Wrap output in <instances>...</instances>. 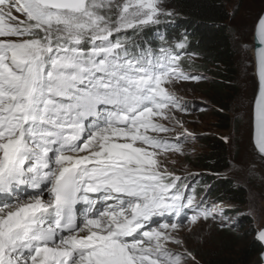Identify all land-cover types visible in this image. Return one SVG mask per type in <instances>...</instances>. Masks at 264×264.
Instances as JSON below:
<instances>
[{
	"label": "snow or ice",
	"instance_id": "obj_1",
	"mask_svg": "<svg viewBox=\"0 0 264 264\" xmlns=\"http://www.w3.org/2000/svg\"><path fill=\"white\" fill-rule=\"evenodd\" d=\"M178 16L166 0H0V264H199L194 226L235 223L173 158L197 139L178 89L203 79L187 29L160 31ZM251 32L234 39L264 162V13Z\"/></svg>",
	"mask_w": 264,
	"mask_h": 264
},
{
	"label": "rangeland",
	"instance_id": "obj_2",
	"mask_svg": "<svg viewBox=\"0 0 264 264\" xmlns=\"http://www.w3.org/2000/svg\"><path fill=\"white\" fill-rule=\"evenodd\" d=\"M230 18L231 40L235 49L237 65L238 89L234 95L232 109L229 111L230 123L226 129H218L215 126L216 119L211 113V105L207 96L198 90V85L185 82L178 92L185 99L194 101L198 109L187 115V128L196 134L197 139L190 141L186 147V157H173L178 159V168H187L192 173H202L196 177L193 185L200 187V195H205L210 202L226 206L225 214L235 218V223L226 222L221 228L217 222L209 220L207 223H198L194 226L193 234L187 238V247L193 252L199 264H205V259L214 253H221L230 258H237L241 252L251 243H255L254 235L258 229L264 226V162L258 158L257 152L250 143L251 107L256 90V82L253 75V63L251 53L248 61L243 59L238 42L234 34H242L248 41L252 40V25L255 19L264 9V0L233 1L227 4ZM192 71V70H190ZM193 72H198L194 71ZM202 90V89H201ZM215 135L229 137L226 143L229 166L223 177L233 181L235 186L241 187L245 192V202L236 204L230 201H218V198L210 191V184L203 182L204 171L196 164L199 156L205 153V147L201 141L203 135ZM255 165V168L251 166ZM232 206L236 210H228ZM251 209V212L249 210ZM240 213V215H238ZM257 256H254L248 264H258Z\"/></svg>",
	"mask_w": 264,
	"mask_h": 264
},
{
	"label": "trees",
	"instance_id": "obj_3",
	"mask_svg": "<svg viewBox=\"0 0 264 264\" xmlns=\"http://www.w3.org/2000/svg\"><path fill=\"white\" fill-rule=\"evenodd\" d=\"M243 0H166L179 16L174 25L161 27L160 31L169 39L187 29L189 51L196 56L190 70L198 71L203 79L195 83L198 90L207 96L211 113L216 119L218 129H226L230 123L229 111L232 109L234 95L237 92V65L235 49L230 35V18L227 4ZM148 32L153 46L159 39ZM202 89V90H201ZM201 141L205 153L199 156L197 166L204 171L203 182L210 184V191L218 201H230L236 204L245 202V192L233 181L223 177L229 166L227 146L224 140L215 135H203ZM220 174L219 177L213 175ZM199 194L201 189L194 186ZM200 195V194H199ZM255 241V240H254ZM261 251V245L255 241L245 248L237 258L214 253L205 259V264H248Z\"/></svg>",
	"mask_w": 264,
	"mask_h": 264
},
{
	"label": "water",
	"instance_id": "obj_4",
	"mask_svg": "<svg viewBox=\"0 0 264 264\" xmlns=\"http://www.w3.org/2000/svg\"><path fill=\"white\" fill-rule=\"evenodd\" d=\"M261 13H264V9L262 10ZM259 46H260L259 43L256 42L255 43V47L258 48ZM253 75H254V79H255V82H256V90H255L254 97H253V101H252L251 116H252V112H253L254 99H255L256 95L258 94V87H259V84H258V76L256 74V70H255L254 64H253ZM261 228H264V226H262ZM257 231H256V233L254 235V240L261 245V251H260V253H258V256H257V263L258 264H264V255H262V254H264V242H261V241H259L257 239Z\"/></svg>",
	"mask_w": 264,
	"mask_h": 264
}]
</instances>
